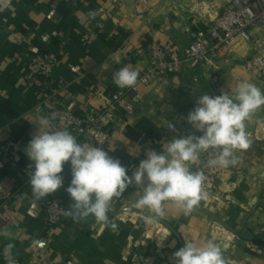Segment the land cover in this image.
<instances>
[{
  "label": "crops",
  "instance_id": "crops-1",
  "mask_svg": "<svg viewBox=\"0 0 264 264\" xmlns=\"http://www.w3.org/2000/svg\"><path fill=\"white\" fill-rule=\"evenodd\" d=\"M229 1L215 0L209 16L215 18ZM196 22L181 0H81L74 6L57 0H0V144L14 138L19 145L18 166L0 173V184L16 195L12 216L0 218V231L9 233L0 235V264H8L9 244L15 264H176L173 254L185 242L203 246L209 241L221 246L227 264H264V143L253 133L264 123V106L245 121L249 148L236 151L238 163L188 215L166 202L165 217L146 224L144 217L151 213L135 208L141 193L133 184L108 213L116 231L92 216L66 217L61 227L48 230L41 221L42 202L53 197L67 209L72 203L65 190L72 178L70 162L61 173L64 186L55 193L37 200L29 184L33 163L26 148L37 133L38 116L50 118L55 107L79 116L102 110L106 97L122 89L113 81L116 71L127 66L144 73L153 42L187 47ZM86 36L93 37L88 47ZM37 52L57 55L53 82L26 80L25 62ZM250 52V45L243 44L227 57L211 56L195 70L137 84L126 98L130 112L110 121L112 139L105 151L131 176L148 150L160 152L173 138L198 136L187 117L201 95H234L244 81L264 92V79L241 63ZM143 120L152 125V134L130 139L127 128ZM170 122L178 126L176 133L169 132ZM80 143L95 146L86 139Z\"/></svg>",
  "mask_w": 264,
  "mask_h": 264
},
{
  "label": "clouds",
  "instance_id": "clouds-1",
  "mask_svg": "<svg viewBox=\"0 0 264 264\" xmlns=\"http://www.w3.org/2000/svg\"><path fill=\"white\" fill-rule=\"evenodd\" d=\"M89 15L95 17V13ZM138 76V71L125 66L113 74V81L119 88H131L136 86ZM261 106H264V92L247 81L237 85L234 95L231 91L214 97L201 95L187 122L202 135L173 138L160 152L148 150L147 158L140 161L131 176L108 151L78 142L66 128L54 130L52 119L40 115L35 124L37 133L26 148V155L33 163L29 179L32 194L40 200L61 189L64 186L61 173L64 164L70 162L72 178L65 190L72 203L64 214L74 221L92 216L97 223L116 231L118 225L109 219L108 213L113 201L119 200L133 184L141 193L135 208H146L151 213L144 217L146 224L165 217L166 202H172L188 215L207 199L202 188L206 179L204 171H192L191 165L204 154L208 156L205 167L227 169L236 165L239 159L236 151L250 146L245 121ZM0 235L9 233L4 230ZM12 247L11 244L6 247L8 264H15ZM173 257L176 264H227L223 249L214 241L203 246L185 242Z\"/></svg>",
  "mask_w": 264,
  "mask_h": 264
},
{
  "label": "built area",
  "instance_id": "built-area-1",
  "mask_svg": "<svg viewBox=\"0 0 264 264\" xmlns=\"http://www.w3.org/2000/svg\"><path fill=\"white\" fill-rule=\"evenodd\" d=\"M57 1L69 3L71 0ZM181 1L184 2L187 12L197 20L194 41L185 48H179L172 42H153L148 50L149 66L138 76L137 84L148 85L155 77L164 78L182 71L195 70L207 63L211 56L227 57L243 44L250 45L251 48L249 56L241 60L244 69L264 79V0H230L220 12H215V18L209 16L210 12L215 10V0ZM92 41V36H86L83 44L88 47ZM57 65L58 57L54 53L31 54L25 62L26 80L53 82ZM136 86L122 88L109 98L106 97L102 110L79 116L69 109L55 107L51 111L50 119L56 129L66 128L78 142L86 139L96 147L106 150L110 147L112 139L110 121L116 115L130 112L126 98L132 91H136ZM168 130L170 133H176L178 126L170 122ZM253 133L255 140L264 143V123L257 125ZM200 135L202 133L199 132L198 136ZM18 154L19 145L14 138L0 144V173L18 166ZM202 158L203 163L197 170L204 171L206 179L202 188L208 194L217 190L218 181L228 168L205 167L207 154ZM15 199L14 192L0 184V218L9 220ZM64 210H67V207L56 198H46L42 202L43 226L48 230L61 227L67 217Z\"/></svg>",
  "mask_w": 264,
  "mask_h": 264
},
{
  "label": "trees",
  "instance_id": "trees-1",
  "mask_svg": "<svg viewBox=\"0 0 264 264\" xmlns=\"http://www.w3.org/2000/svg\"><path fill=\"white\" fill-rule=\"evenodd\" d=\"M81 0H71L68 5H77ZM153 127L148 120H143L135 127H128L127 128V136L130 139L138 138L142 133L152 134Z\"/></svg>",
  "mask_w": 264,
  "mask_h": 264
}]
</instances>
